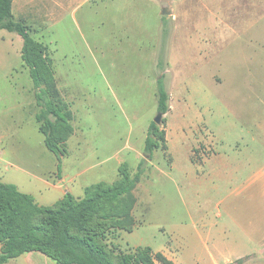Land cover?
I'll list each match as a JSON object with an SVG mask.
<instances>
[{
	"label": "rangeland",
	"instance_id": "obj_1",
	"mask_svg": "<svg viewBox=\"0 0 264 264\" xmlns=\"http://www.w3.org/2000/svg\"><path fill=\"white\" fill-rule=\"evenodd\" d=\"M78 5L60 24L48 12L44 25L28 26L48 48L73 129L60 157L36 119L23 40L0 31V181L57 207L67 194L80 201L95 185H114L123 170L135 180L147 158L129 195L75 233L98 241L116 264L146 247L174 264H212V256L264 264L263 230L252 236L264 204L248 201L264 169V145L248 125L264 120V0ZM161 78L170 94L160 126L167 148L149 159ZM8 264L56 263L30 253Z\"/></svg>",
	"mask_w": 264,
	"mask_h": 264
},
{
	"label": "trees",
	"instance_id": "obj_2",
	"mask_svg": "<svg viewBox=\"0 0 264 264\" xmlns=\"http://www.w3.org/2000/svg\"><path fill=\"white\" fill-rule=\"evenodd\" d=\"M2 30L16 33L23 40L22 60L29 69L35 91L38 107L36 119L45 137L47 150L60 157L73 129L69 114L59 101L48 48L31 36L25 23L15 20L13 0H0ZM169 101L170 94L161 78L157 83L160 114L169 113ZM160 144L167 148L166 132L152 123L145 141V156L152 159ZM145 163L147 158L141 162L137 178L142 174ZM136 179H131L130 174L123 170L121 179L114 185H95L87 190L86 197L80 201L67 194L57 207H41L33 196L20 192L15 185L0 182V264H8L30 253H41L56 264H116L98 241L77 234L75 230L77 232L90 224L104 204L118 202L129 195L135 187ZM156 262L173 264L162 253L154 254L148 247L123 260V264Z\"/></svg>",
	"mask_w": 264,
	"mask_h": 264
},
{
	"label": "crops",
	"instance_id": "obj_3",
	"mask_svg": "<svg viewBox=\"0 0 264 264\" xmlns=\"http://www.w3.org/2000/svg\"><path fill=\"white\" fill-rule=\"evenodd\" d=\"M79 1L80 0H13V15L17 22H23L27 26L31 25L32 23L44 25L46 21L45 14H48L49 12L54 17L55 23L60 24L68 15L70 10H73V14L76 12L77 8L79 7ZM248 125H250L249 134L252 141L255 143L259 142L264 145V120L249 122ZM252 159L261 160L262 156H253ZM261 177L263 179H261ZM254 178V184H251L248 188L252 189V196L250 195V197H248V201L249 203L253 202V204L254 202L260 201L261 204H264V169L263 171H259L257 176H255ZM256 226V228L253 229L254 233L252 234V236L255 237L257 235L256 233H259L261 230H263V235H261V242L264 248V219ZM211 259L212 264H232L233 262H235L234 259L230 257H226L222 263H220V261L216 259L215 256H212ZM243 259L244 257H239L237 260L241 261Z\"/></svg>",
	"mask_w": 264,
	"mask_h": 264
},
{
	"label": "water",
	"instance_id": "obj_4",
	"mask_svg": "<svg viewBox=\"0 0 264 264\" xmlns=\"http://www.w3.org/2000/svg\"><path fill=\"white\" fill-rule=\"evenodd\" d=\"M163 15H168V13L167 12H164ZM163 117H164L163 114H159L158 117L156 118L155 123L158 126H161L162 125V123H163Z\"/></svg>",
	"mask_w": 264,
	"mask_h": 264
}]
</instances>
